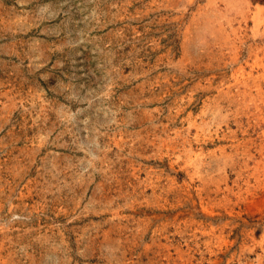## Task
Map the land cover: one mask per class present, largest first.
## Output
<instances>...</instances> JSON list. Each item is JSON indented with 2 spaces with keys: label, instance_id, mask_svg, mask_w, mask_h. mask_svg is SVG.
Wrapping results in <instances>:
<instances>
[{
  "label": "rangeland",
  "instance_id": "374dc122",
  "mask_svg": "<svg viewBox=\"0 0 264 264\" xmlns=\"http://www.w3.org/2000/svg\"><path fill=\"white\" fill-rule=\"evenodd\" d=\"M0 264H264V0H0Z\"/></svg>",
  "mask_w": 264,
  "mask_h": 264
}]
</instances>
